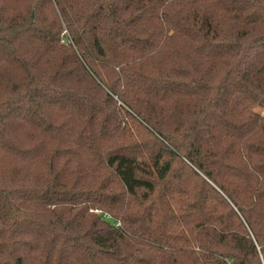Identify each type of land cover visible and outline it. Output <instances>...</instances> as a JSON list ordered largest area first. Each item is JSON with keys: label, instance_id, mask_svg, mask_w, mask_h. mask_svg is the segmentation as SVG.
Wrapping results in <instances>:
<instances>
[{"label": "trees", "instance_id": "obj_1", "mask_svg": "<svg viewBox=\"0 0 264 264\" xmlns=\"http://www.w3.org/2000/svg\"><path fill=\"white\" fill-rule=\"evenodd\" d=\"M259 106L264 0H0V264H264Z\"/></svg>", "mask_w": 264, "mask_h": 264}, {"label": "built area", "instance_id": "obj_2", "mask_svg": "<svg viewBox=\"0 0 264 264\" xmlns=\"http://www.w3.org/2000/svg\"><path fill=\"white\" fill-rule=\"evenodd\" d=\"M94 212L100 213L101 211L99 209H94ZM103 217L107 219L110 218L108 213H103Z\"/></svg>", "mask_w": 264, "mask_h": 264}, {"label": "rangeland", "instance_id": "obj_3", "mask_svg": "<svg viewBox=\"0 0 264 264\" xmlns=\"http://www.w3.org/2000/svg\"><path fill=\"white\" fill-rule=\"evenodd\" d=\"M257 110L258 111H260V113L262 114V115H264V106H259L258 108H257ZM134 131V130H133ZM135 132V131H134ZM140 132H141V130H140ZM142 132H143V130H142Z\"/></svg>", "mask_w": 264, "mask_h": 264}]
</instances>
